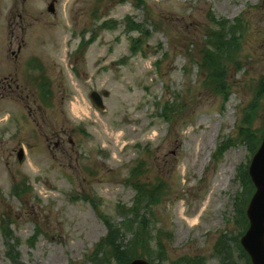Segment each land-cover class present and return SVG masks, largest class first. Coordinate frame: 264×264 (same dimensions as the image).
I'll list each match as a JSON object with an SVG mask.
<instances>
[{
  "label": "rangeland",
  "instance_id": "rangeland-1",
  "mask_svg": "<svg viewBox=\"0 0 264 264\" xmlns=\"http://www.w3.org/2000/svg\"><path fill=\"white\" fill-rule=\"evenodd\" d=\"M49 1L0 0V79L18 76L30 95L0 91V264H91L134 205L135 177L156 188L139 208L161 241L155 263L227 264L215 245L235 230L238 169L253 156L240 128L264 130V0H58L57 15ZM235 18L246 31L226 97L200 65L210 29ZM35 77L49 80L46 101Z\"/></svg>",
  "mask_w": 264,
  "mask_h": 264
},
{
  "label": "trees",
  "instance_id": "trees-1",
  "mask_svg": "<svg viewBox=\"0 0 264 264\" xmlns=\"http://www.w3.org/2000/svg\"><path fill=\"white\" fill-rule=\"evenodd\" d=\"M127 28L129 32L138 31L144 34L145 30L142 24L135 23L133 20L127 19ZM218 29L210 31L207 34V39H209V47L204 49V56L202 59V64L200 67L206 68L207 75L204 78V84L208 88H211L216 93L222 96H228V89L230 83H228L230 65L237 61V56L240 53V40L245 29L244 21L241 18H235L232 22L230 20L223 19L221 22L217 23ZM135 49V48H134ZM202 49V50H203ZM258 98L264 97V79L259 83ZM257 102L251 104L250 111H254V107ZM170 105V106H169ZM173 106L170 103L165 104L163 107V118L170 119V112ZM262 131L255 130L251 126H242L240 128V138L246 143L248 149L255 154L260 147L263 140ZM218 151L219 148L217 149ZM222 150V149H221ZM143 169L141 167L137 172V169L133 172L132 176ZM144 171V169H143ZM238 177L241 182L245 185L244 189L236 196L235 205V216L234 221L235 230L228 234L224 232L220 235V238L215 245V250L217 251V257L219 261L227 264H238L236 260L233 259L235 253V248H237L241 254L240 260L243 264H252L250 257L245 249L240 245V237L249 228V221L246 215V210L249 206L252 196L255 192V185L250 177L248 166H240L238 169ZM137 191V196L134 205L131 208L124 209L125 212V222L121 228L115 230L110 228L108 235L98 241L91 255L89 256V261L91 264H129L133 259L138 257L149 258L152 264L155 260L152 259L151 252L153 251V245L155 240L158 246H161V241L158 237H155L154 232L151 231L150 222L143 219L141 216L140 204L143 201V197L148 195L153 200L155 197L156 188L153 187L151 190L145 182L140 180V177H135L133 180L128 181ZM17 194V192H16ZM151 202L153 203V200ZM139 206V207H138ZM132 232L133 236L131 240L126 244L119 238V233ZM125 233V234H126ZM159 260H163V253L159 255ZM190 262V261H189ZM188 264H191L190 262ZM158 264V263H155ZM199 264H206L203 261H199Z\"/></svg>",
  "mask_w": 264,
  "mask_h": 264
},
{
  "label": "water",
  "instance_id": "water-1",
  "mask_svg": "<svg viewBox=\"0 0 264 264\" xmlns=\"http://www.w3.org/2000/svg\"><path fill=\"white\" fill-rule=\"evenodd\" d=\"M94 107L103 112L106 109L103 96L96 90L90 94ZM264 137V135H263ZM258 152L253 156L249 173L256 190L247 208L249 229L242 236L241 245L246 249L252 264H264V139ZM23 152L19 159L23 160ZM131 264H150L146 259H135Z\"/></svg>",
  "mask_w": 264,
  "mask_h": 264
},
{
  "label": "flooded vegetation",
  "instance_id": "flooded-vegetation-1",
  "mask_svg": "<svg viewBox=\"0 0 264 264\" xmlns=\"http://www.w3.org/2000/svg\"><path fill=\"white\" fill-rule=\"evenodd\" d=\"M29 1V0H28ZM49 1V0H48ZM27 2V0H23V3L25 4ZM50 2V4H52V3H54V2H56V3H58V1L57 0H50L49 1ZM13 54H15V51H13ZM49 80H47V78H43L42 80H41V78L40 77H35V79L33 80H31L30 82L31 83H34V84H36V90L38 91V90H40L39 89V87L41 86V84H44V85H46V82H48ZM30 83V84H31ZM14 85H15V87H14ZM32 85V84H31ZM31 88V87H30ZM29 88V89H30ZM21 91V93H18V91ZM24 90H25V87L23 88L22 87V85H19V83H18V76H17V79L15 78V76L13 75V74H9V75H6V76H3L1 79H0V91H1V93L3 94V96L5 97V98H8V99H10V100H12V98H13V95L14 94H17V96L19 97V99H21V100H23L24 101V99L26 98V99H29V97H30V95H27L26 97H25V95L23 94L24 93ZM17 91V92H16ZM42 98V97H41ZM35 102V101H34ZM36 103V102H35ZM28 106V105H27ZM28 114H29V116H31V117H33L34 116V108H32V107H29L28 106ZM61 132L63 133V134H65L67 131H66V129L65 128H63L62 130H61ZM61 140L62 139H60V141L58 142V143H60L61 142Z\"/></svg>",
  "mask_w": 264,
  "mask_h": 264
}]
</instances>
